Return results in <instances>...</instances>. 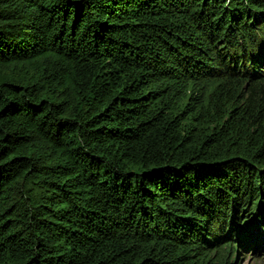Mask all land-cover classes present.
<instances>
[{
	"label": "trees",
	"instance_id": "trees-1",
	"mask_svg": "<svg viewBox=\"0 0 264 264\" xmlns=\"http://www.w3.org/2000/svg\"><path fill=\"white\" fill-rule=\"evenodd\" d=\"M263 236L264 0H0V264Z\"/></svg>",
	"mask_w": 264,
	"mask_h": 264
},
{
	"label": "rangeland",
	"instance_id": "rangeland-1",
	"mask_svg": "<svg viewBox=\"0 0 264 264\" xmlns=\"http://www.w3.org/2000/svg\"><path fill=\"white\" fill-rule=\"evenodd\" d=\"M253 248L233 254L230 264H264V236L254 241Z\"/></svg>",
	"mask_w": 264,
	"mask_h": 264
}]
</instances>
